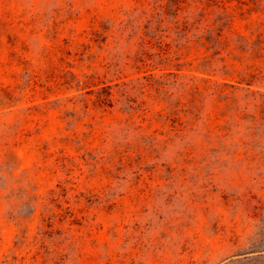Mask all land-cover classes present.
<instances>
[{
  "label": "rangeland",
  "instance_id": "1",
  "mask_svg": "<svg viewBox=\"0 0 264 264\" xmlns=\"http://www.w3.org/2000/svg\"><path fill=\"white\" fill-rule=\"evenodd\" d=\"M0 264H264V0H0Z\"/></svg>",
  "mask_w": 264,
  "mask_h": 264
}]
</instances>
